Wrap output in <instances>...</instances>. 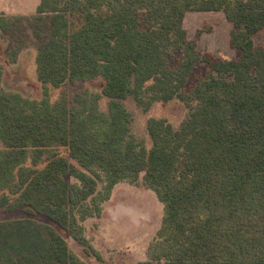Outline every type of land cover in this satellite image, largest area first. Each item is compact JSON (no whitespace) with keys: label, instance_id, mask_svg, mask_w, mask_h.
<instances>
[{"label":"trees","instance_id":"16d2710c","mask_svg":"<svg viewBox=\"0 0 264 264\" xmlns=\"http://www.w3.org/2000/svg\"><path fill=\"white\" fill-rule=\"evenodd\" d=\"M189 10H223L239 55L200 52ZM36 12L50 13L35 57L44 91H0V210L46 217L101 259L84 220L102 214L116 183L141 182L163 214L132 264H264V45L254 42L264 0H40ZM97 77L107 112L89 91L50 100L49 85ZM126 95L145 107L196 102L177 128L149 117L147 148L130 132ZM60 229L0 220V264H89Z\"/></svg>","mask_w":264,"mask_h":264},{"label":"rangeland","instance_id":"374dc122","mask_svg":"<svg viewBox=\"0 0 264 264\" xmlns=\"http://www.w3.org/2000/svg\"><path fill=\"white\" fill-rule=\"evenodd\" d=\"M40 0H0V91L17 92L24 97L39 100L44 88L36 77V53L38 46L50 36V13L36 12ZM189 39L195 40L200 52L216 57L234 58L239 51L229 43L231 23L223 10H189L183 18ZM256 45H264V27L254 37ZM201 62L195 69L200 74L206 68ZM101 78L66 82L61 86L47 87L51 101L64 93L69 102L77 93L89 91L99 94L98 104L107 112L109 98L101 93ZM122 102L129 112V129L140 144L149 148L151 139L146 122L149 117L166 119L177 128L188 117L195 105L194 99L155 100L145 107L126 95ZM2 146L0 142V147ZM73 180V177H71ZM101 184V183H100ZM163 205L156 193L138 184L122 180L113 186L111 195L103 203L99 216L84 220L85 235L101 255L74 241L46 217L30 214L21 209L0 210V220L33 217L53 224L60 229L70 247L89 264H132L146 259V248L160 226ZM152 264H163L162 261Z\"/></svg>","mask_w":264,"mask_h":264}]
</instances>
